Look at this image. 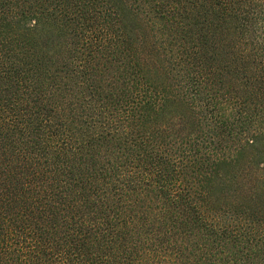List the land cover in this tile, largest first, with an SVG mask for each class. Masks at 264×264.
Listing matches in <instances>:
<instances>
[{
	"label": "trees",
	"instance_id": "1",
	"mask_svg": "<svg viewBox=\"0 0 264 264\" xmlns=\"http://www.w3.org/2000/svg\"><path fill=\"white\" fill-rule=\"evenodd\" d=\"M262 146L264 0H0V264H264Z\"/></svg>",
	"mask_w": 264,
	"mask_h": 264
},
{
	"label": "rangeland",
	"instance_id": "2",
	"mask_svg": "<svg viewBox=\"0 0 264 264\" xmlns=\"http://www.w3.org/2000/svg\"><path fill=\"white\" fill-rule=\"evenodd\" d=\"M260 149H262V150H260ZM258 152H259L260 154H254V155H252V157H251L250 159H248V160H249V161H250V160H254V162L256 161V162H260L261 164H263V163H264V146L259 147ZM254 169H255V172H256V171H257V168L254 167ZM254 178H255V177L252 176V179L249 180L248 182L251 183V184L256 183V181L254 180ZM256 178H257V177H256Z\"/></svg>",
	"mask_w": 264,
	"mask_h": 264
}]
</instances>
